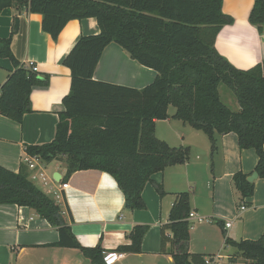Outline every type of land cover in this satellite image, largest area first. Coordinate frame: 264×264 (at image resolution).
Here are the masks:
<instances>
[{
    "label": "trees",
    "instance_id": "trees-1",
    "mask_svg": "<svg viewBox=\"0 0 264 264\" xmlns=\"http://www.w3.org/2000/svg\"><path fill=\"white\" fill-rule=\"evenodd\" d=\"M223 0H0V12L14 7L42 16L41 28L56 40L65 24L73 19L94 18L99 32L80 35L62 60L70 70V89L63 97L50 142L27 145L26 153L43 162L64 160L66 175L78 170L96 169L114 178L125 206L145 209L141 192L150 182L163 196L161 183L151 176L168 166L183 164L188 147L170 146L155 136L156 120L171 116L207 134L211 151L216 136L234 133L240 150L254 149V171L264 178V61L249 69H238L214 47L219 30L234 22L223 13ZM248 22L263 33L264 0H254ZM19 17L13 16L10 34L0 38V58L11 61L13 69L0 86V115L21 122L32 111L30 93L34 86H45L27 64L18 61L10 48ZM118 44L139 64L156 72L154 80L137 89L93 79L104 48ZM223 84L234 93L238 109L232 111L220 99ZM237 171L232 185L239 200L251 197L254 183ZM189 193L179 192L161 225L160 245L174 264H204V256L189 252L187 219L191 209ZM0 204L30 208L58 232L55 246L78 249L92 264H105L100 242L81 245L71 231L63 209L50 195L38 188L21 169L11 171L0 165ZM222 226L220 220H216ZM148 229L136 224L128 233L129 243L115 250L141 252V241ZM225 243L248 264H264V233L257 239L229 237Z\"/></svg>",
    "mask_w": 264,
    "mask_h": 264
},
{
    "label": "crops",
    "instance_id": "crops-1",
    "mask_svg": "<svg viewBox=\"0 0 264 264\" xmlns=\"http://www.w3.org/2000/svg\"><path fill=\"white\" fill-rule=\"evenodd\" d=\"M253 1L222 2L223 13L231 16L234 22L219 30L214 47L238 69H249L264 61V27L259 35L248 22ZM15 14L19 23L11 38V51L18 61L27 65L34 63L39 77L47 75L48 83L32 88V111L25 114L21 122L0 115V165L14 172L22 169L38 188L54 198L81 245L93 247L100 242L105 252L123 253L109 264H174L168 244L164 251L161 250L160 228L167 222L175 195L184 192L181 189L186 185L190 212L201 218L188 220L189 252L204 257L218 253L222 255L218 264H237L234 257L231 258L233 253L222 254L221 250L230 247L225 243L226 237L238 241L257 239L264 233V178L257 177L253 181L251 197L239 200L233 189L232 175L237 171L250 175L258 158L254 149L240 150L232 132L217 136L221 155L211 177L195 174V166L187 162L168 166L151 176L154 182L162 184L165 194L159 196L152 184L146 183L141 192L146 208L141 210H130L125 206L116 181L104 171L87 169L66 175L64 160H56L51 170L50 162L42 164L47 184L40 179H31L33 171L24 161L25 148L53 139L59 113L64 110L62 99L70 89V70L62 60L80 35L97 34L99 28L92 17L73 19L53 40L41 28V14L27 10L17 13L14 7H9L0 12V38L9 36ZM12 69L9 59L0 58V86ZM155 75L153 69L131 59L118 44L110 43L101 54L93 79L140 89L151 83ZM168 115L165 120H156L155 129L158 123L172 120L173 113ZM171 133L177 135L174 130ZM164 135L166 137L168 133ZM56 173L59 180L53 177ZM62 182L69 184L64 190L60 189ZM53 190L60 194L57 199L51 193ZM216 220H220L222 226ZM228 222L230 226L227 227ZM136 224L148 226L141 241V252L115 250L119 245L129 243L127 235ZM58 238L57 229L30 208L0 204V264H92L78 249L53 245ZM224 259L229 261L224 263ZM243 264L248 262L244 260Z\"/></svg>",
    "mask_w": 264,
    "mask_h": 264
},
{
    "label": "rangeland",
    "instance_id": "rangeland-1",
    "mask_svg": "<svg viewBox=\"0 0 264 264\" xmlns=\"http://www.w3.org/2000/svg\"><path fill=\"white\" fill-rule=\"evenodd\" d=\"M219 94L221 101L229 109H231L232 111H236L238 109L239 106L236 97L230 88H228L226 85L221 84L219 86ZM174 112L175 108L173 106H169L168 113L172 114ZM171 116L170 118L172 120L170 122H160L156 125L155 136L161 140L166 141L170 146L188 147V158L186 161L187 164L190 166H195L193 168L195 170V174H198L199 176L201 174H206V177H211V175L213 174L212 172H216L215 169L217 168L221 155V151L219 150L220 141L218 140L217 136L215 135V148L211 151V143L207 134L200 130L192 128L191 126L183 123L180 120L173 119ZM172 130L176 131L177 135H172ZM166 132L168 133V135L165 137L164 134H166ZM182 137H184V139H182ZM55 162L56 160H52L49 163V170H51ZM188 170L189 172L191 171L190 169H187V171ZM187 188L188 187H186V185H183L181 190L186 191ZM236 202H238L237 198ZM221 251L222 254L233 253L231 258L234 257V259L237 261V264H243L244 259L240 256H235V253L237 251L234 247L230 246L228 249H224ZM223 261L224 263H227L229 260L224 259Z\"/></svg>",
    "mask_w": 264,
    "mask_h": 264
},
{
    "label": "built area",
    "instance_id": "built-area-1",
    "mask_svg": "<svg viewBox=\"0 0 264 264\" xmlns=\"http://www.w3.org/2000/svg\"><path fill=\"white\" fill-rule=\"evenodd\" d=\"M28 66L33 70V71H37V66L34 63H29ZM26 152V151H25ZM24 161L27 163L28 168L33 171V173L31 174V179L35 180V179H40L44 184H47L46 181V177H45V173L43 172V162L37 155H31L26 153L25 157H24ZM69 186L68 182H62L60 184V189L64 190ZM51 193L55 196V198L57 199L60 194L57 190H53L51 191ZM241 209H244V207L242 206ZM194 219V218H198V220H201L200 217L197 216L196 213L194 212H190L187 219ZM226 226H230V222L226 223ZM104 257V262L106 264H109L113 261V259L115 257H121L123 255V253L120 252H105L103 253ZM222 255L220 254H214V255H210L207 257H204V264H218L220 259H221Z\"/></svg>",
    "mask_w": 264,
    "mask_h": 264
},
{
    "label": "water",
    "instance_id": "water-1",
    "mask_svg": "<svg viewBox=\"0 0 264 264\" xmlns=\"http://www.w3.org/2000/svg\"><path fill=\"white\" fill-rule=\"evenodd\" d=\"M54 179L59 180V175L56 173L54 176ZM258 175L255 171H253L250 175L246 177L247 181L252 183L255 179H257Z\"/></svg>",
    "mask_w": 264,
    "mask_h": 264
}]
</instances>
